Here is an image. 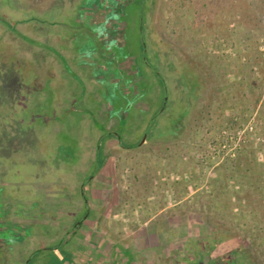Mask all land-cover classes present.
<instances>
[{"label": "rangeland", "instance_id": "374dc122", "mask_svg": "<svg viewBox=\"0 0 264 264\" xmlns=\"http://www.w3.org/2000/svg\"><path fill=\"white\" fill-rule=\"evenodd\" d=\"M202 2L0 0V264H160L183 238L156 244L161 221L198 234L211 185L225 225L249 209L264 2L236 3L241 38Z\"/></svg>", "mask_w": 264, "mask_h": 264}, {"label": "trees", "instance_id": "16d2710c", "mask_svg": "<svg viewBox=\"0 0 264 264\" xmlns=\"http://www.w3.org/2000/svg\"><path fill=\"white\" fill-rule=\"evenodd\" d=\"M200 1H203L200 11L208 12L210 8H212L216 17L225 18L229 26V32L232 29L231 26L240 27V22L238 21L240 17L241 24L244 28L243 31L234 28L235 35H239L237 36L238 38L243 35L247 36V34L251 32L245 22L249 23L252 20L249 14L252 11L245 8L244 14H238L235 5L240 0H214L215 2L210 0L206 2L205 0ZM260 2L262 3L264 0H260ZM262 13H264V6ZM235 21L236 23L238 22V24H235ZM247 59V66L252 64L256 65L251 58ZM153 71L156 78L163 85L162 77L156 73L155 70ZM106 133L104 134H110ZM119 145L124 146L120 139ZM136 146L137 142L127 145L125 148H136ZM250 155L252 156L250 160L254 165L251 168L249 166L245 167L248 181L240 185L244 192H249L250 196L246 198L247 200L244 203V207H248L249 209H239L233 227L225 225L224 222L220 221L217 215H219V211L222 208L229 205L227 203H231V200L225 202L219 199V192L223 193L222 187L211 185V190L207 198L202 200L203 202L201 200H198L199 202L196 201L199 204L195 203L196 206H199L202 217L198 234L190 235L187 226H184V224L173 226L165 220L161 221L160 225L164 233L157 236L155 241L156 244L162 245L163 242H169L174 237L182 236L183 238L180 240V245L176 248L174 246L170 247L167 254L161 256L159 259L160 264H264V202H262L264 198V166L263 163L258 160L256 151L250 150L248 157ZM236 158H238V156L234 159L233 167L229 168V175L231 177L234 176V172H237L239 169ZM96 159L98 158L96 157ZM246 163L250 165L248 160ZM96 164V166H99L98 161ZM213 179L215 180L214 182H217L219 177ZM243 200L244 199H237V203ZM238 205L240 206L241 204ZM244 231L250 234L254 233L253 238L247 241ZM243 242H246V244H243ZM116 252H118L116 254L120 259L122 257L124 258L121 264H132L133 255L130 250L118 248Z\"/></svg>", "mask_w": 264, "mask_h": 264}, {"label": "crops", "instance_id": "0c3cea01", "mask_svg": "<svg viewBox=\"0 0 264 264\" xmlns=\"http://www.w3.org/2000/svg\"><path fill=\"white\" fill-rule=\"evenodd\" d=\"M101 137V136H100ZM117 141V142H116ZM115 141V143H117V147L119 146V138H118V140H116ZM95 156H96V152H95ZM96 158V157H95ZM95 161V160H94ZM94 163H96V162H94ZM95 174H96V172H95ZM59 246V245H58ZM39 249H37V250H33V251H38Z\"/></svg>", "mask_w": 264, "mask_h": 264}, {"label": "water", "instance_id": "95a60500", "mask_svg": "<svg viewBox=\"0 0 264 264\" xmlns=\"http://www.w3.org/2000/svg\"><path fill=\"white\" fill-rule=\"evenodd\" d=\"M144 140V136L142 137V140L141 141H143Z\"/></svg>", "mask_w": 264, "mask_h": 264}]
</instances>
